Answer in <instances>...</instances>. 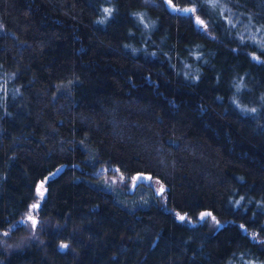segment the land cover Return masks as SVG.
Returning a JSON list of instances; mask_svg holds the SVG:
<instances>
[{"label": "trees", "instance_id": "1", "mask_svg": "<svg viewBox=\"0 0 264 264\" xmlns=\"http://www.w3.org/2000/svg\"><path fill=\"white\" fill-rule=\"evenodd\" d=\"M151 1L0 0V264H264V0Z\"/></svg>", "mask_w": 264, "mask_h": 264}, {"label": "rangeland", "instance_id": "2", "mask_svg": "<svg viewBox=\"0 0 264 264\" xmlns=\"http://www.w3.org/2000/svg\"><path fill=\"white\" fill-rule=\"evenodd\" d=\"M149 4H153L151 0H147ZM185 9V8H184ZM191 9V8H187ZM3 26L0 23V32H3ZM0 75V117L5 115V114H11V112L15 111L17 108V98L19 95H16V92L14 89L17 87V85L13 84L14 78H6L2 77ZM17 89V88H16ZM10 90V91H9ZM17 97V98H16ZM94 176L98 178L99 184H103L104 187L109 189L112 192L120 191L121 186H125L126 190V195L130 196L127 197L125 196V200L127 204H131L132 206L135 207H147L151 200H150V193L151 195H156L161 187L162 184H160L157 180L153 179L147 174H135L129 178H125L121 175V173L116 170V168L112 166H107V167H99L94 173ZM139 178V179H134V178ZM35 193L38 196L39 199L45 196L46 194V189L45 187L42 186V184L39 182L36 185L35 188ZM41 193L43 195L41 196ZM37 203V202H35ZM34 203V204H35ZM38 205V204H36ZM36 209H31L30 213H27L25 215V221H23V227L25 230V235L24 236H15L16 238V243H12L10 240H6L3 238V236H0V249L4 255L12 252V251H17L22 249L25 243L28 241H36L38 240V225L39 222L37 221V224L35 227L32 226V223L30 220L27 219L28 215L30 214L33 216L35 219L38 217L37 212L35 211ZM14 236V235H13ZM230 264H238L237 260L231 261ZM252 264H263L262 262L255 261Z\"/></svg>", "mask_w": 264, "mask_h": 264}, {"label": "snow or ice", "instance_id": "3", "mask_svg": "<svg viewBox=\"0 0 264 264\" xmlns=\"http://www.w3.org/2000/svg\"><path fill=\"white\" fill-rule=\"evenodd\" d=\"M210 2L213 3V5H215V3L217 2V0H210ZM105 11L108 12V11H110V10H107V9H106ZM185 11H192V10H191V9H187V10H185ZM200 23H203V22L200 21ZM134 179H139V178L137 177V178H134ZM160 190H161V192H162V191H163V188H161ZM42 195H43V193H41V196H42ZM36 207H37V205H32V209H35ZM203 215H205V214H202V216H203ZM27 219L31 221L33 227L36 226L37 221L35 220V218H34L33 216H31V215L29 214L28 217H27ZM180 219L183 220L184 217L181 216ZM62 247H66V245H62Z\"/></svg>", "mask_w": 264, "mask_h": 264}]
</instances>
